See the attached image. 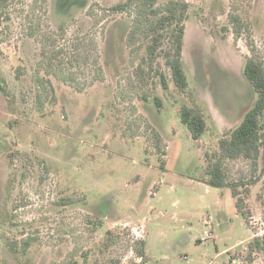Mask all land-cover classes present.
<instances>
[{
  "label": "rangeland",
  "instance_id": "1",
  "mask_svg": "<svg viewBox=\"0 0 264 264\" xmlns=\"http://www.w3.org/2000/svg\"><path fill=\"white\" fill-rule=\"evenodd\" d=\"M167 1L12 0L6 8L0 264H248L247 244L264 235V169L223 163L229 181L260 179L239 187L248 227L228 188L198 179L205 155L255 99L242 68L248 57L264 63V0L190 2L187 95L171 81L169 34L156 24ZM231 15L241 18L239 37ZM193 102L208 126L197 141L178 117ZM137 240L146 244L142 263ZM252 264H264V254Z\"/></svg>",
  "mask_w": 264,
  "mask_h": 264
},
{
  "label": "trees",
  "instance_id": "2",
  "mask_svg": "<svg viewBox=\"0 0 264 264\" xmlns=\"http://www.w3.org/2000/svg\"><path fill=\"white\" fill-rule=\"evenodd\" d=\"M131 1L133 0H128L129 3ZM192 1L168 0L164 6V13L160 16L158 15L156 19L157 28L161 31L165 30L169 34L170 47L165 53V66L170 73L174 87L184 95L188 94V80L182 60L185 32L184 21L187 18V10ZM11 2L12 0H0V26L3 22L9 20L5 10ZM128 2L118 4L112 7L111 10L125 11ZM151 2H155V0H151ZM230 20L237 37H239L241 18L238 15H231ZM29 34L32 35V31ZM161 37L160 34L154 36L151 44L147 46V55L151 60L158 55V51L163 44ZM53 56L56 59V55ZM159 76L162 88L168 90L165 77L161 73H159ZM242 76L254 92L255 99L253 104L243 116L240 124L218 140L216 153L209 156L205 155L206 164L202 169V176L198 180L211 188H228L234 199L237 213L243 217L248 227V212L245 211L243 200L239 197V187L247 184L254 185L260 179L258 177L250 183H245L241 180L236 182L229 181L223 163L225 161L244 160L249 162L255 170L259 164L264 169V63L255 57L246 58L242 68ZM178 117L181 124L186 127L191 138L195 141L201 139L208 130L205 113L196 102L191 103L189 106L182 105L178 110ZM11 225L13 226L12 221ZM107 234H112V232L108 231ZM134 244V250L140 259V263L146 261V244L144 240H137ZM9 246L12 250H16L17 243L11 242ZM256 254H264V235L254 237L247 244L246 258L248 264H252Z\"/></svg>",
  "mask_w": 264,
  "mask_h": 264
},
{
  "label": "built area",
  "instance_id": "3",
  "mask_svg": "<svg viewBox=\"0 0 264 264\" xmlns=\"http://www.w3.org/2000/svg\"><path fill=\"white\" fill-rule=\"evenodd\" d=\"M210 236H211V231L210 229L207 228L206 230L203 231L202 237L200 238L199 241L201 243H204L207 241L208 238H210Z\"/></svg>",
  "mask_w": 264,
  "mask_h": 264
}]
</instances>
